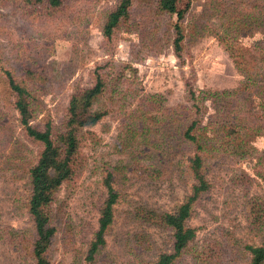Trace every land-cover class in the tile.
Here are the masks:
<instances>
[{"label": "rangeland", "instance_id": "rangeland-1", "mask_svg": "<svg viewBox=\"0 0 264 264\" xmlns=\"http://www.w3.org/2000/svg\"><path fill=\"white\" fill-rule=\"evenodd\" d=\"M19 1L0 0V11L9 19L6 32H0V68L5 65L21 77L23 57L37 55L31 67L44 78L30 83L37 127L45 129L51 123L59 128L71 95L93 85L96 70L113 71L95 106L107 114L82 131L78 172L63 183L53 204L52 263L87 264L110 173L119 198L106 245L94 264H152L170 250L171 231L147 224L138 211L140 207L174 211L191 193L194 146L183 137L184 106L191 104L187 83L203 96L241 84L244 75L221 37L238 28L235 40L246 47L264 40L261 32L249 36V20L242 15L249 12V0L181 1L179 8L187 9L182 57L172 46V18L156 13V0H134L131 22L112 39L105 37L103 28L117 0H64L62 13L41 12L29 18L19 13ZM235 17L238 24L232 25ZM255 61L262 63L260 57ZM127 64L135 66L137 76L128 68L127 79L112 80ZM206 98L204 124L218 103L214 97ZM18 116L2 80L0 264H30L15 234L31 236L34 230L27 207L28 168L40 147L25 136ZM251 143L258 151L246 157L214 148L205 152L211 186L190 219L197 232L192 251L175 264H249L245 246L264 239V231L253 229L249 220V201H264V136Z\"/></svg>", "mask_w": 264, "mask_h": 264}, {"label": "trees", "instance_id": "trees-1", "mask_svg": "<svg viewBox=\"0 0 264 264\" xmlns=\"http://www.w3.org/2000/svg\"><path fill=\"white\" fill-rule=\"evenodd\" d=\"M181 1L183 0H156V13L168 14L172 18V46L178 57H182L186 38L184 21L187 9L179 8ZM133 3L134 0H117L107 15L103 28L105 37L112 39L119 28L131 22ZM17 8L22 15H28L27 18L30 15L37 16L41 12L55 16L64 11L65 2L21 0ZM242 15L243 19L249 20V36L256 32H261L264 36V0H249V12ZM238 20L235 17L232 25L238 24ZM8 22L7 15L0 11L1 33L6 32ZM238 30L229 29L221 40L226 44V50L237 69L244 75L241 84L234 90L208 92L203 96L197 95L196 89L187 83V97L191 104L184 106L187 113L184 118L186 124L183 137L194 146V155L189 166L194 179L191 193L174 211H160L149 207H140L138 211L141 220L147 224L171 231L170 250L160 253L152 264H175L179 257L192 251L197 232L190 224V219L196 204L211 186L206 171L205 152L214 148L224 153L246 157L258 151L251 140L259 135L264 136V40H258L246 47L235 40L240 33ZM19 57L21 60L22 54ZM257 57H260L262 65L256 63ZM23 58L19 63L23 72L21 77L5 65L0 68V81L3 80L5 88L13 97V108L19 114L25 136L40 147L35 163L28 168L30 195L27 207L34 222V230L31 236L17 233L15 238L26 251L30 264H53L50 258L56 234L53 204L63 183L73 179L78 172L82 131L99 123L107 114V111L96 109L95 106L108 89L107 75H111L113 71L96 70L93 85L81 87L71 95L61 126L54 129L51 123H48L45 129H41L33 123L37 110L33 105L34 95L30 83L39 82V78H44L31 67L32 61L38 58L37 55L33 56V59L27 56ZM123 67L118 77L112 75V80L121 82L127 79L124 71L128 68L135 77L137 76L135 66L127 64ZM209 96L216 98L218 103L215 106L216 112L210 114L204 124L203 116L208 111L206 97ZM251 178L253 177L249 175V180ZM105 186L108 196L100 210L99 228L91 242L87 264H94L98 251L106 245V234L114 221V206L119 193L112 184L110 173L105 180ZM249 220L253 229L264 231V201L258 198L249 201ZM245 247L250 255L249 264H264V239L259 245L249 244ZM213 250L211 249L212 252Z\"/></svg>", "mask_w": 264, "mask_h": 264}]
</instances>
